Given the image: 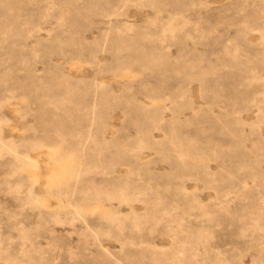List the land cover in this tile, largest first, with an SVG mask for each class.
I'll use <instances>...</instances> for the list:
<instances>
[{"label":"rangeland","instance_id":"374dc122","mask_svg":"<svg viewBox=\"0 0 264 264\" xmlns=\"http://www.w3.org/2000/svg\"><path fill=\"white\" fill-rule=\"evenodd\" d=\"M0 264H264V0H0Z\"/></svg>","mask_w":264,"mask_h":264}]
</instances>
